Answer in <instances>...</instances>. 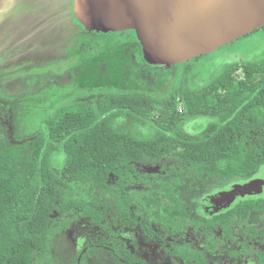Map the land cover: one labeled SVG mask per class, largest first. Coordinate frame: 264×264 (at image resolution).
Wrapping results in <instances>:
<instances>
[{"label":"trees","instance_id":"trees-1","mask_svg":"<svg viewBox=\"0 0 264 264\" xmlns=\"http://www.w3.org/2000/svg\"><path fill=\"white\" fill-rule=\"evenodd\" d=\"M261 30L264 26L237 40ZM128 31L135 36L133 30ZM246 49L239 52L241 57ZM204 55L171 68L199 61ZM228 58L222 70L202 84L198 77L190 85L185 76L181 94L177 88L165 96L140 91L106 93L95 103L76 100L60 106L44 120L43 133L23 142L11 143L0 136V264L41 263L49 239L60 231L53 226L55 212L80 209L81 216L104 232L108 228L105 210L94 204L95 192L109 197L121 223L139 226L150 240L159 238L150 224L131 216L136 194L127 185L140 175L136 164L155 166L171 157L188 166L189 179L246 176L259 168L264 172V57ZM142 62L168 70L146 63L143 57ZM238 71L240 76L235 75ZM179 101L185 113L178 109ZM122 116L139 124L151 123L154 130L148 136L137 135L118 124ZM181 123L196 132L181 129ZM111 176L116 177L115 184L109 182ZM169 183L164 180L163 186L168 188ZM167 195L171 204L144 207L147 216L162 225L166 235L182 231L183 222L191 223L202 232L207 252L226 250L227 241L235 239L234 221L241 225L255 214H264V185L261 193L241 196L212 215L188 207L176 194ZM216 229L221 230L220 236L215 235ZM246 232L251 238L264 236V228L248 227ZM113 245L101 240V246ZM169 246L165 251L170 256L207 264L202 251ZM241 248L249 250L246 243ZM240 251L228 250L234 257L241 256ZM130 256L129 264H135L134 255ZM258 256L264 261V251Z\"/></svg>","mask_w":264,"mask_h":264},{"label":"rangeland","instance_id":"rangeland-1","mask_svg":"<svg viewBox=\"0 0 264 264\" xmlns=\"http://www.w3.org/2000/svg\"><path fill=\"white\" fill-rule=\"evenodd\" d=\"M76 28L70 0H0V136L7 141L20 143L43 133L44 120L60 106L76 100L95 103L106 93L134 91L165 96L174 88L181 94L185 76L190 85H195L198 77L202 84L222 70L230 61L228 56L239 61L264 57L261 30L205 54L199 61L168 70L153 69L140 56H133L131 31L73 36ZM244 47L247 52L241 57L239 52ZM225 48L238 53L225 56ZM178 109L185 113L181 101ZM118 124L140 136L154 130L151 123L139 124L126 116ZM180 128L196 132L187 123H181ZM136 166L140 175L127 185V190L136 194L131 216L150 224L160 239L150 240L139 226L121 223L109 197L91 191L96 196L94 204L105 210L108 228L101 232L89 218L80 215V209L55 212L53 226L60 231L49 239L45 259L33 264H129L130 254L135 264H193L168 255L165 250L170 244L204 252L207 264H264L258 256L264 251V236L251 238L246 232L248 227L264 228V214H255L241 225L234 221L235 239L227 241L226 250L207 252L202 232L191 223L183 222L182 231L166 235L165 228L153 222L144 208L169 206L172 198L167 193H172L188 207L204 210L209 197H218L219 192L231 186L264 176L260 168L246 176L189 179L188 166L175 163L171 157L155 166ZM167 179L170 183L165 188L163 181ZM115 180L111 176L109 182L115 184ZM215 235L220 236L221 230L216 229ZM102 239L114 245L101 246ZM243 243L249 250L241 248ZM228 250H241V256H231Z\"/></svg>","mask_w":264,"mask_h":264},{"label":"water","instance_id":"water-1","mask_svg":"<svg viewBox=\"0 0 264 264\" xmlns=\"http://www.w3.org/2000/svg\"><path fill=\"white\" fill-rule=\"evenodd\" d=\"M71 10L86 31L133 30L146 63L166 69L264 26V0H71ZM263 185L262 176L250 179L213 202L230 204Z\"/></svg>","mask_w":264,"mask_h":264},{"label":"flooded vegetation","instance_id":"flooded-vegetation-1","mask_svg":"<svg viewBox=\"0 0 264 264\" xmlns=\"http://www.w3.org/2000/svg\"><path fill=\"white\" fill-rule=\"evenodd\" d=\"M70 7H71V0H70ZM72 11H71V18H72V21L73 23H75V20H74V15L72 16ZM77 25V28H76V33L74 34V36H77V35H94V34H98V33H101V32H93V31H86L82 25H78L77 23H75ZM83 29V30H82ZM131 37H134L133 41L131 42V44L133 45L134 47V51H133V56H135L136 58H138V56H140V59L142 60V52H141V46H140V43L139 41L137 40L136 36H131ZM226 53L228 54V51H226ZM226 54V55H227ZM263 177V176H262ZM235 186V185H234ZM234 186H231L230 188H228L227 190H223L221 192H224V191H230L233 189ZM218 193V195H220V193ZM246 195V194H245ZM242 195L241 194H237V196L231 200L230 204L236 200H238ZM244 196V195H243ZM212 197V196H211ZM209 197L205 203L203 204V208H204V211H206L209 215H212L213 213L217 212V210H224L227 206H229L230 204H228V202L226 200H221V201H214L213 202V198L214 197H217V196H213L212 198ZM219 197V196H218ZM233 202V203H234ZM189 263V262H188ZM191 263V262H190Z\"/></svg>","mask_w":264,"mask_h":264}]
</instances>
